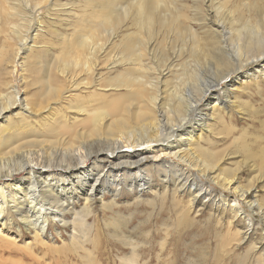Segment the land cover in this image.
I'll return each instance as SVG.
<instances>
[{
    "label": "rangeland",
    "instance_id": "obj_1",
    "mask_svg": "<svg viewBox=\"0 0 264 264\" xmlns=\"http://www.w3.org/2000/svg\"><path fill=\"white\" fill-rule=\"evenodd\" d=\"M1 1L4 8L0 11V52L3 45L12 42V40L7 41L4 39L5 32L15 30L16 25L22 22L19 17H11L13 11L6 9L8 8V3ZM26 1L11 0V2L18 4L21 10H25L26 6L28 9L32 6L29 1ZM144 1L146 0H93V2L92 0H46L37 8H33L35 10H33L32 20L24 22L25 25H29V29L27 30L28 27L22 26L21 31L23 33L27 31L28 36L32 38L38 29L39 35L35 38L36 44L32 45V51H26L25 53H20L19 57L17 56L18 66L16 74L13 77H9L18 84L20 98L26 97L29 101L34 99L32 101L33 104L30 103L31 109L25 112V115L31 118L29 121H34H32L34 125L31 121H28L31 125H29L30 127L28 126L29 128L27 127L28 132L26 133L28 134L23 135L24 143L32 142L37 144L39 143L38 141H42L46 147H43L42 143L32 149L37 151L40 150V147L44 150L46 148L45 151H48L47 153L51 154L53 152L55 155L57 153L56 158H58L62 155L61 153L66 154L68 152L65 151V148H69L68 143L70 139L74 138L72 135L75 136V130L79 132L78 129L80 128L81 132L85 129H83L82 125L76 126L74 123L73 114L76 113V110L73 109L75 108L65 110L64 107H67V102L63 101V104H61V100L44 99V95H40L37 87L40 84L44 87L45 83L35 84L40 76H44L42 70L49 69L57 61V56L62 51L61 42L63 39H81V36L86 34L89 29L94 26L98 28L89 43H87L86 48L89 58L91 57L90 59L92 60V57H94L93 60L99 63L98 73L100 74H97L96 78L100 76L101 80L103 79L100 84L102 86L105 84L103 87L104 89L106 88L105 91L107 93L111 90L109 87H105L108 83L107 78L115 76L118 71L128 72L129 69L134 68L139 74L138 71L143 69L142 74L145 73L144 76H148V74L157 72L154 69L156 65L161 66L168 63L169 65L171 64L169 69L168 67H159V69L165 70L162 72V79L169 84L166 88L172 90L175 87L174 83L177 81V76L185 70V64H188L190 58L191 41L187 32L190 31V28L196 31V34L200 37L205 36L203 31H213L215 29L224 34L223 38L228 37V29L223 28V23L219 20L217 21L215 17L216 7L219 3H223L226 0H161V5L157 8L156 15L159 18V22L163 21L165 25H156L151 30L154 31L151 35L147 32L148 29L140 23V18L136 17L139 3ZM153 1L147 0L148 4H153ZM233 2L230 0L226 5L228 4L227 6H229ZM224 10L226 8L221 13L218 12L220 13L218 17L220 19L224 17L225 20L226 15L224 13L226 14L227 12ZM97 12L100 14L99 16H96ZM180 13L186 16H176V14L179 15ZM118 15L121 16L117 18ZM6 16L8 18H5ZM175 20L181 26L180 29L174 27L173 21ZM180 30L181 32H177ZM138 31L140 33H137ZM170 31L172 32L170 33ZM126 37L132 40L133 48L129 50L133 51L137 57H131L126 49L125 53H123L122 40ZM31 43L32 41L26 46ZM92 50L93 54L91 53ZM124 54L127 55L124 56ZM163 60L166 62H163ZM23 62H26V68L25 66L21 67ZM109 63L111 64L109 65ZM159 63L161 65H158ZM210 64V60L203 64L204 79L208 84H214L218 80L220 86L213 87L214 89L201 99L200 104L202 106L198 108L199 110L196 109L190 113L189 119L192 118L193 120V115H199L200 113H203L201 114L202 116L206 115L208 116L207 118H210L209 122H212L210 128L212 132H208V135L206 129L209 127L205 126V129L197 131L196 135H201L199 139L201 146L209 150L214 149L213 152L216 151L217 156H222L220 159L216 156L215 168L212 170L208 168L206 171H203L200 167L201 165L195 166L197 159H194L195 157L192 154L187 156L189 161L194 162L189 168L192 174L198 175L205 182L203 183L204 187L209 184L212 185L211 189L213 190L210 195H205V193L200 195L201 203L195 208L189 205L190 196L187 194L188 192L183 194L176 193V199L173 201L171 191L165 196H161L154 195V191H149L148 188H143L144 192L139 196L137 193L132 194L127 190L128 188H123L122 185L118 192L119 194L114 198H112L113 195L110 192L105 191L103 200L97 195L92 201L94 212L87 218V222L92 228L89 233V241L84 242L82 247L73 244V239L71 238L72 215L69 213L65 212L66 220L69 223L65 225H61V222L49 223L44 234L39 235L35 234V231L31 228L25 229L12 210L10 213H6L9 214L6 217L8 219L5 220L3 218L0 220V264H124L122 259L128 256L131 250L130 246L124 243L127 240L126 237L129 236L130 239L132 238L131 241L137 245L136 251L141 257L140 264H264V162L262 161L264 156V68L262 66L256 68V63H253L230 73L219 81L221 75L219 70L221 68L217 70L214 63ZM107 65L113 68L108 70L105 68ZM140 65H142V68ZM39 67L41 70L37 69ZM178 67L180 70H177ZM170 69H172L171 73L168 72ZM249 69H254L255 79H246L248 83L243 85L244 89L240 87L239 90L233 91V87L243 82L240 72ZM256 69H261V71L257 73L255 72ZM23 70L28 72L26 73ZM21 74L25 75V77L27 76L32 81V85L24 86ZM51 74L56 75L53 70H51ZM236 77H240L238 79L239 83L229 86L230 81ZM171 79L173 82L170 81ZM182 85L180 84L178 87L181 88ZM222 86L226 90L225 93L221 89ZM163 88L162 86L161 90ZM218 91L223 96L222 101L226 103L223 109L220 110V114L223 116L222 122L229 126H235L234 133L232 132L228 135L222 134L224 124L217 121V113L213 114L210 109L216 103L215 94ZM118 92H125V88L119 87ZM236 96L238 99L235 98ZM195 99L196 95L193 100ZM129 101H132L130 102L132 104L131 111L134 112L138 105V99L135 97L133 99L132 96H129ZM39 102L41 105H38ZM207 102L209 103L208 107L205 106ZM58 103L61 106L59 105L58 107ZM98 103L102 106L100 101ZM15 104L11 106L9 112L3 113L6 117L0 116V124H3L7 115L16 114L15 112L19 109L17 104ZM53 104L56 105L54 106ZM246 104L247 106H245ZM248 104H252V107ZM168 107L163 108L166 112L162 110L166 115H170L168 113L170 108ZM173 107H175V101H173ZM163 113L160 114V117L165 121L166 115L162 116ZM54 114L57 118V115L61 116L62 120H59V122H67V126L70 129L73 128V131L68 132V135H64L66 132H62L61 135L60 132L58 134L47 132L44 124L51 123ZM63 115L68 118L70 115V118H62ZM38 116H40V119L36 118ZM140 124L141 122L135 124L137 126L136 132H139L138 127L142 128ZM190 124L187 122L185 126L189 127L191 126ZM192 125V127H197V123H192ZM36 126L41 132H38L40 130ZM240 135L244 136L241 139L243 142L239 141L235 144L233 138ZM67 137L72 138L68 139ZM102 137L104 136H99V138ZM75 138L77 139L76 136ZM48 139L53 141L50 140L47 144ZM66 140H68V143H66ZM103 140L105 139L102 138ZM11 141L7 140L6 143L13 146L15 140ZM58 141L62 142L58 143ZM102 141L99 144L106 149L109 141H103L105 144ZM61 144H64V146ZM66 144L68 145L66 146ZM148 145L149 143H146L141 147L146 148ZM131 148L136 149L138 147L135 145ZM9 154L11 155L13 152ZM154 154L149 160H153L156 163L162 160L178 161L169 154H159L158 149H155ZM32 156L36 157L35 153ZM149 160L146 161V166H149L152 170V183L157 189L165 180L164 172H157L154 167L151 168V161ZM91 162L92 158L84 165L90 167ZM105 164L107 165V163ZM106 165H104V168L108 171L105 170L104 172L99 171L100 168L98 166H91L92 170L91 172L89 171L90 177L87 191L91 190L92 184L101 173L96 182V185L101 188L106 187L115 178L124 176L125 180L130 179L128 174L118 176V174L123 173L126 164L112 163L111 165ZM188 166V164L185 165L186 168ZM158 168H161V166ZM125 169L128 170L127 168ZM15 175V177L22 176L20 173ZM226 175L232 181L228 186L224 187V176ZM173 183H178V178L175 176L169 182L170 190H172ZM242 188L246 190L243 196L239 195V189ZM232 198L236 199L237 204L239 202L238 207L241 208L243 213L238 211L234 214L231 208ZM114 199L115 203L112 204L111 201ZM221 199H226V202H221ZM251 201L252 205L249 206ZM105 204L107 206H104ZM82 205L83 199L81 198L76 203V207L80 208ZM244 214L251 217V226H247L248 221L243 218ZM183 215H185V218L182 221ZM114 222L118 223L116 227L113 225Z\"/></svg>",
    "mask_w": 264,
    "mask_h": 264
},
{
    "label": "bare ground",
    "instance_id": "obj_2",
    "mask_svg": "<svg viewBox=\"0 0 264 264\" xmlns=\"http://www.w3.org/2000/svg\"><path fill=\"white\" fill-rule=\"evenodd\" d=\"M27 1H29L32 6L29 9L26 6L25 11L21 10L15 2L3 0V3H8V8L6 9H11L13 11V14L10 13L12 15L11 17H19L22 22L16 25L15 30L5 32L4 39L7 41L12 40V42L8 44L5 43L6 45L2 46L0 52V88H3L0 90V116L6 117L3 113L9 112L11 106L15 103L19 109L14 115H7L3 124H0V220L3 218H5V220L8 219L6 217L9 214L6 213H10L13 210L15 213L14 215H16L25 229L31 228L35 231V234L43 235L49 223L61 222V225L69 223V221L66 220L65 212H67L72 215L71 238L73 239V244L82 247L84 242L89 241V233L92 228L87 222L88 216L94 212L92 201L97 195L103 200L105 191L110 192L113 195L112 198L116 197L122 185L123 188H128L127 190L132 194L137 193L139 196L144 192V190H142L143 188H148L149 191H154V195L161 196H165L171 191L173 201L176 199V193L183 194L184 192H188L187 194L190 196L189 205L190 207L196 208L201 203L200 195H204V193L205 195H210L213 189H211L212 185L210 184L204 187L203 183L205 182H203L198 175L192 174L189 168L194 162H191V160L189 161L187 156H189L188 154H192L193 157H195L194 159H197L195 166L198 167L201 165L200 167L203 171L208 170V168L210 170L214 169L217 158L220 159L222 156L220 155L219 157V155H216V151L213 152L214 149H211L213 145L210 146L211 150L201 146L199 144L201 135H196V132L199 130L203 131L205 126L209 127L206 129L207 134L208 132H212L210 129L212 123L209 122L210 118H207L208 116L206 115L202 116L201 114L203 113H200L199 115L192 114L194 119H189L190 113L202 106L200 104L201 99L207 93L211 92V90L214 89L213 87L219 85L218 80H216L214 84H208L204 79L202 67L205 62L210 60L211 64L214 63L216 65L217 70L221 68V70H219L221 74L219 81L223 80V78L230 73L238 71L253 63H256V68H259V66L264 68V0H234V2L232 0L233 3L229 6H227L228 4L226 5V3L230 0H224L225 2L219 3L216 7L217 12H215V17L217 21L219 20L223 23V28L228 29L227 38H223L224 34H222L221 31H217V29L213 31H203L205 36L200 37L196 34V31L190 28V31H187L189 40L191 41L190 58L188 64H185V70L177 76V81H174L175 87L172 90L166 88L169 84L162 79V72L165 70L162 71L161 68L159 69V67H168L169 69L171 64L161 65V63H159L158 65L161 66L156 65L154 68L157 72H153L150 75L148 74V76H144L145 73L142 74L144 71L143 69L139 70V74H137L134 68L129 69L132 70L130 72L129 70L128 72L118 71L119 73L117 72L115 76H109L107 78L108 83L105 87H109L111 90L107 92L110 94H107L105 91L106 88L104 89L103 87L105 84L103 86L100 84V81L102 83L103 79L101 80L100 76L96 78V75L100 74L98 73L99 63L93 60L94 57H92V60L90 59L91 57L89 58L86 48L87 43H89L98 28L94 26L89 29V31H86V34L81 36V39H63L61 42L62 51L58 56L56 55L57 61L54 65H51L49 69L47 68L48 70H42L44 76H40L37 82H35V84L45 83L44 87H42L43 85L41 86V84L37 87L39 88L40 95H44V99H52V101L61 100V104H63V101L67 102L68 105L64 107L65 110L68 108H75L73 110H76V113L73 114L74 117L72 116L74 123L76 126L82 125L83 129L85 128L84 131L81 132L80 128H77L80 133L75 130L77 139L74 135H72L74 137L73 139H70L72 137H67L70 139L69 143L67 142L68 140H66V143L69 144H66V146L68 145L69 148H67L68 150L65 148V151L68 152L66 154L61 153L62 155L58 158H56L57 153L56 155L53 152L49 154L47 153L48 151H45L46 148L44 150L40 147V150L37 151L32 149L34 146L42 144V141H38L39 143L37 144L23 142V135L28 134L26 132H28L29 125H31L29 124L31 121H29V119L31 118H28L25 112L31 109L30 103H32L34 99L29 101L26 97L20 98L18 84L9 78L16 74L18 66L17 56L19 57V55L26 51H32V45L36 44L35 38L39 35L37 29L33 37L30 38L28 32L24 31L25 33H23L21 29L22 26L28 27L27 30L29 29V25H25L24 22H30L33 18V10H35L33 8H37V6L41 5L46 0ZM160 1L161 0H154L153 4H148L147 0L140 2L137 8L138 11L136 10V13H138L136 17H139L140 23L148 29L147 32L149 35L154 32L151 30L154 29L156 25H165L163 21L159 22V18L156 15V10L161 5ZM92 2H90V4H92ZM3 8L4 6L0 0V11ZM225 8L226 10L224 11L227 12L226 14L224 13L226 19L224 20V17L220 19L218 16ZM121 13L123 14V12ZM99 15L100 14L97 12L96 16ZM105 15L108 16L107 14ZM181 15L184 17L186 16L182 13L179 15L176 14L178 17ZM120 16L121 15H118L117 18ZM5 18L8 17L6 16ZM173 24L175 28H181V26L177 24V20L173 21ZM227 25L228 27H226ZM171 32L172 31H170V33ZM177 32H181V30ZM137 33H140V31ZM31 41L32 43L26 46ZM122 46L123 53H125L126 49V51H129L131 57H137L133 51L129 50L133 48L131 39L128 37L124 38L122 40ZM91 53L93 54V50ZM126 55L124 54V56ZM163 62L166 61L163 60ZM110 64L111 63H109V65ZM24 66L26 68V62L21 63V67ZM140 67L142 68V65H140ZM105 68L111 70L113 67H108L107 65ZM127 68H129V66H127ZM37 69L41 70L40 67ZM254 69L240 72V77L243 78L242 83L238 82L240 77L233 78V80L231 79L232 81H230L229 86H232L234 83L235 85L239 83L236 86L234 85L233 91L239 90L240 87L244 89L245 87H243V85H247L248 83L246 79H255ZM51 70L55 71V76L51 74ZM177 70H180L179 67ZM23 71L26 72V70ZM171 71L172 69L168 70L170 73ZM260 71L261 69L255 70L257 73ZM21 75L22 84H24V86L32 85V81L28 79L27 76ZM170 81L173 82L172 79ZM180 84H183L181 88L178 87ZM162 86L164 87L163 90H161ZM119 87L125 88V92H118ZM221 89L223 93H225L226 90L223 86ZM194 94L196 95L195 100H193ZM198 95L200 96L197 97ZM129 96H132L133 99L134 97L138 99V105L134 112L131 111L132 104L130 102L132 101H129ZM215 96L216 103L213 104L210 109L213 114L217 113V121L224 124L222 122L223 116L220 114V110L223 109L226 103L222 101L223 96L219 91ZM235 98H237V96ZM98 101L102 103V106H100ZM173 101H175V107H173ZM61 104L58 103L57 106L59 107ZM208 104V102L205 103V106L208 107ZM38 105H41V103L39 102ZM248 105L252 107V104ZM166 106L170 108L169 110L166 109L170 115H166L165 109L163 110ZM245 106H247V104ZM162 110L165 112L163 113ZM161 113L164 114H162V116L166 115L165 121L160 117ZM65 114L67 115V113ZM66 115H63L62 118L69 119L70 115L69 118L66 117ZM54 116L53 119H51V123L46 121L49 124H44L46 131L56 134L60 132V135L62 132H66L64 135H68V132H71L73 128L70 129L66 124L67 122H59V120H62L61 116L59 117V115H57L59 119L55 114ZM36 118L40 119V116ZM140 122L142 128L140 129L138 127L139 132H136L137 126H135V124ZM187 122L191 123V126H185ZM192 123H197V127H192ZM37 129L39 128L37 127ZM234 129L235 126H229L225 123L223 125L222 134H231ZM31 130L30 132H32ZM38 132H41V130ZM101 135L105 137H102L103 139L107 140V142L109 141L106 149L99 144L102 141V138H99ZM58 137L61 138L60 136ZM243 137L241 135L234 137L233 142H235V144L236 142H241ZM13 139L15 140V144H12L13 146L6 143L7 140L13 141ZM50 140L48 139L47 144ZM63 141L65 142V140ZM59 142L60 141H58V143ZM146 143H149L146 148L141 147ZM61 145L64 146V144ZM135 145L138 148H131ZM42 146L46 147L44 143ZM155 149H158L159 154H169L178 161L170 162L168 160H162L156 163L153 160H149L151 156L155 155ZM11 152H13V154L10 155L9 153ZM34 153L36 157L32 156ZM52 154L55 156H52ZM90 158H92V162L89 165L90 167H88L84 165V163ZM147 160L151 161V168L154 167L157 172H164L165 180H163L157 189L152 183V170L149 166H146ZM262 161L264 162V156ZM105 163H107V165ZM112 163H118L119 165L126 164L123 173L118 174V176L128 174L130 179L125 180L124 176L115 178L111 180L106 187L101 188L96 185L101 173L95 181L93 180L94 183L91 186V190L87 191L90 177L89 171L91 172L92 170L91 166H98L100 168L99 171L104 172L107 170L104 168V165L108 166ZM187 164L189 165L188 168L185 167ZM159 166H161V168H158ZM18 173L22 176L15 177V174ZM173 176L178 178V183H173L172 190H170L169 182L173 179ZM224 181L226 183L224 182L223 186L226 187L231 183L232 179H229L226 175L224 176ZM239 190V195L241 196L246 192L243 188ZM81 198L83 199V205L77 208L76 203ZM225 200L221 199V202H226ZM111 203L114 204L115 199L112 200ZM238 204L236 199H233L231 208L234 214L238 211L239 213H243L241 208L238 207ZM251 205L252 201L251 203L249 202V206ZM104 206L107 205L105 204ZM184 218L185 215L182 216L181 220L183 221ZM243 218L248 221L247 226L252 225L250 216L244 214ZM117 224V222H114V227H116ZM129 237H126L127 240L124 243L128 244L131 250L129 255L124 257L122 261L124 264H140L141 257H139L136 251L137 245L134 244V242L131 241L132 238L130 239Z\"/></svg>",
    "mask_w": 264,
    "mask_h": 264
}]
</instances>
